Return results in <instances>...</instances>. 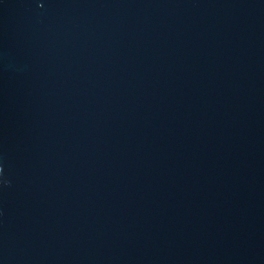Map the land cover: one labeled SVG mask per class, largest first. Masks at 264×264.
<instances>
[{
    "label": "water",
    "instance_id": "1",
    "mask_svg": "<svg viewBox=\"0 0 264 264\" xmlns=\"http://www.w3.org/2000/svg\"><path fill=\"white\" fill-rule=\"evenodd\" d=\"M0 264H264V0H0Z\"/></svg>",
    "mask_w": 264,
    "mask_h": 264
}]
</instances>
